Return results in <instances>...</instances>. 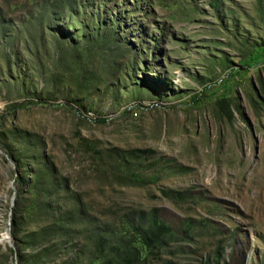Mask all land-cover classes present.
<instances>
[{"label": "rangeland", "instance_id": "obj_1", "mask_svg": "<svg viewBox=\"0 0 264 264\" xmlns=\"http://www.w3.org/2000/svg\"><path fill=\"white\" fill-rule=\"evenodd\" d=\"M0 264H264V0H0Z\"/></svg>", "mask_w": 264, "mask_h": 264}, {"label": "trees", "instance_id": "obj_2", "mask_svg": "<svg viewBox=\"0 0 264 264\" xmlns=\"http://www.w3.org/2000/svg\"><path fill=\"white\" fill-rule=\"evenodd\" d=\"M39 104H45V102H39ZM65 106H68V105H65ZM68 107H69V106H68ZM69 108H71V107H69ZM96 121H97V122H102V123H103V122H105L106 120H105V119H97ZM159 229H160V228H159ZM149 232L151 233L152 231H149ZM166 233H168L169 236H173V235H172V232H171L170 229H167V228H166ZM153 235H154V233L152 234V236H153Z\"/></svg>", "mask_w": 264, "mask_h": 264}]
</instances>
